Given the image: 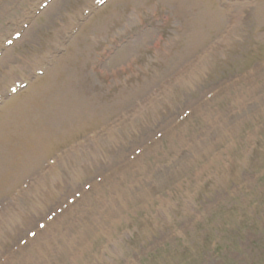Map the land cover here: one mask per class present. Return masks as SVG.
<instances>
[{
  "label": "rangeland",
  "instance_id": "rangeland-1",
  "mask_svg": "<svg viewBox=\"0 0 264 264\" xmlns=\"http://www.w3.org/2000/svg\"><path fill=\"white\" fill-rule=\"evenodd\" d=\"M255 1L207 0L220 18L181 38L193 17H172L160 0H0V38L14 41L0 47V78L50 49L32 70L40 83L86 21L115 13L83 69L95 116L39 160L56 165V185L37 194L29 175L0 195V264H264V0ZM100 137L116 146L99 150ZM12 210L38 213L14 233Z\"/></svg>",
  "mask_w": 264,
  "mask_h": 264
},
{
  "label": "bare ground",
  "instance_id": "bare-ground-1",
  "mask_svg": "<svg viewBox=\"0 0 264 264\" xmlns=\"http://www.w3.org/2000/svg\"><path fill=\"white\" fill-rule=\"evenodd\" d=\"M123 1L131 3L134 8H137L138 4L145 0ZM160 1L173 7L174 13L172 17L181 18L187 15L193 17L190 24L187 23L181 26L183 31L181 38L188 33L189 29L193 31L204 22H215L217 17L218 19L220 18L219 15L217 16L210 11L205 2L207 0ZM249 1L256 4L255 0ZM114 17L115 13L113 12L111 16H104L95 23L86 21L81 28V30L84 29L83 36L77 38L76 35L74 37L75 44L72 45L70 52L67 55L62 54L60 59L46 67L48 75L46 74L47 76L44 77L41 83L40 81L38 82L40 79L38 76H33L35 79H31L32 75L29 76L28 69L43 65V61L46 59L50 49L42 52L36 60L37 64H34L36 61L31 62L32 64L30 63L31 65L29 64L30 66L27 69L18 74L13 73L15 68L12 66L2 73L4 79H9L7 83L13 82L11 85L16 86L19 82L25 81H29V85L20 91H24L22 96H10L0 105V195L12 194L13 190L19 186L15 185L21 179V182L26 181L29 175L34 179V187L37 194L48 193L46 190L48 187L45 189L46 184L56 185L57 173H54L57 170L56 165L44 169L46 158L41 163H39V160L45 156L48 157L50 151L54 148L52 147L54 144L68 139L77 129L85 127L88 124V117L95 116L98 105L96 101L90 100L86 93L87 89L83 86L86 80L83 69L85 68L84 64L88 60V53L91 50V46H93V42L100 37L99 34L103 32L108 20ZM55 33L60 38V35L54 30ZM3 37L0 38L1 47L2 42L4 44V41H2ZM62 44L63 48L60 47V49L66 47L64 42ZM130 49L134 50V47H130ZM122 52L124 51H120L116 56L111 57V60L119 61L123 56ZM61 58L63 59L62 62ZM49 70L51 71L50 74ZM3 78L0 79L2 80ZM4 85L0 86V96L3 95L2 87ZM116 141L117 138L104 141V138L100 137L97 146L99 150L102 149L101 151H103L111 145L116 146ZM91 166L92 163L89 164V167L81 168L83 169L81 172L90 170ZM28 172L32 173L24 177L25 173ZM49 172L55 174L52 182L44 178ZM114 187L121 194L124 191L117 184ZM4 209L8 210L6 207ZM35 213L37 214L38 212L36 211ZM35 213L30 215L18 213L14 215L13 210L10 211L7 221L13 218L17 220L13 221L12 231L15 233L16 230L23 229L26 222L28 223L34 219ZM39 258L37 256V262Z\"/></svg>",
  "mask_w": 264,
  "mask_h": 264
},
{
  "label": "trees",
  "instance_id": "trees-1",
  "mask_svg": "<svg viewBox=\"0 0 264 264\" xmlns=\"http://www.w3.org/2000/svg\"><path fill=\"white\" fill-rule=\"evenodd\" d=\"M240 241H241V240H239V239H238V240H237V243H236V242H234V243H233L234 247H235V246H239V244H240Z\"/></svg>",
  "mask_w": 264,
  "mask_h": 264
}]
</instances>
